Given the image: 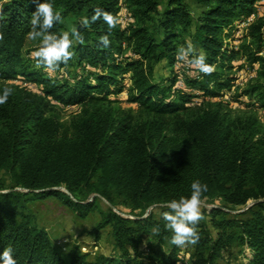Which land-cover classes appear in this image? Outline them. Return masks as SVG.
Masks as SVG:
<instances>
[{
    "label": "trees",
    "instance_id": "obj_1",
    "mask_svg": "<svg viewBox=\"0 0 264 264\" xmlns=\"http://www.w3.org/2000/svg\"><path fill=\"white\" fill-rule=\"evenodd\" d=\"M38 2L7 0L0 8V81L36 87L10 86L13 94L0 104V172L8 178L7 185L0 181V253L11 246L17 264H177L186 250L185 264H234L223 254L236 247L249 253L236 264H264V132L253 116L230 120L222 108L244 97L264 107V16L245 28L238 47L230 42L235 22L257 12L262 0H194L197 14L185 0H164L161 10V0H55L63 22L53 31H63L68 19L78 25L96 7L116 21L111 30L103 20L81 28L83 44L54 68L71 74L59 78L23 53ZM122 8L131 18L123 27ZM105 34L107 48L99 46ZM187 39L207 52L210 75L176 59ZM241 57L258 67L261 81L217 100L232 89ZM165 58L168 74L155 80L154 67ZM122 93L139 118L114 105ZM211 100L215 107L206 105ZM53 102L89 108L64 121ZM195 179L208 185L199 241L174 246L160 213L168 200L189 196ZM97 197L109 206L87 234L96 241L108 229L111 253L84 252L73 242L64 259L28 205L54 198L85 218ZM118 203L131 217L112 209Z\"/></svg>",
    "mask_w": 264,
    "mask_h": 264
},
{
    "label": "rangeland",
    "instance_id": "obj_2",
    "mask_svg": "<svg viewBox=\"0 0 264 264\" xmlns=\"http://www.w3.org/2000/svg\"><path fill=\"white\" fill-rule=\"evenodd\" d=\"M190 12L192 14H197L199 11V6L194 2V0H185ZM263 4L259 5V14L260 16H264V0H262ZM164 5V0H161L158 9L161 10ZM125 10V8H123ZM127 11V10H126ZM129 11V10H128ZM133 22H136V18L133 19ZM70 19L65 20L64 26L65 29L71 27ZM238 28V27H237ZM245 29H235V39H232L231 46L238 47L239 44L244 42V39L241 36L244 34ZM39 41H33L30 38L27 39L25 47L23 49V53L25 57H29L33 55L34 50L38 47ZM264 56V53L262 54ZM239 61L243 64L242 69L236 70L234 73L237 75V79L233 83L232 89L222 98H218L217 100H221L222 102H227L229 98V94H233L235 91H240L249 83V81H261V75L257 73L258 67L255 65L254 67H250L246 64L244 57H241ZM163 68L168 72V68L164 65ZM68 70L69 74H71V69L65 68ZM65 70H59L54 68H46L44 70L45 74L50 77H62L65 75ZM188 71V70H187ZM155 80L163 78L165 76H159L155 72ZM28 82L19 81V80H10V81H0V87L4 86H24ZM119 101L114 104L118 108H120L121 112H131L136 118H139L140 112L137 105L129 103L126 101V95L124 93L119 94L116 97ZM223 104V103H222ZM210 107H215L216 103L214 100H211L209 103H206ZM54 109L60 114L62 120H70L72 118H78L82 115L83 111L89 107L84 106H62L55 102H53ZM222 108L225 112H227V117L230 120H242L243 122L249 117L253 116L256 119V122L259 128L264 132V107H258L256 103L253 101H249L248 98H241L239 102H231L230 104H223ZM0 181L4 182L6 185L8 184V178L5 176L3 172H0ZM219 204L218 202H216ZM29 209L34 214L36 224L43 228L51 241L56 245L62 248V256L66 259V250L70 244L73 242L78 243L84 252L101 253V254H110L112 250L111 238L108 234V229H104L100 233V237L98 240H94L92 236L87 234V231L95 226V224L100 219V214L106 210L109 204L97 197L96 207L95 209L87 215L85 218H79L71 209L62 205L57 199L49 198L42 201H35L30 203ZM202 207H209V204L201 202ZM112 209L118 214L126 217H131L129 213V208L122 204H117L112 207ZM150 210L158 214V209L156 207H150ZM63 240H66L63 242ZM64 248V249H63ZM183 250L180 252V262L177 264H185L187 259L189 258V253ZM243 255H249L247 250H243L240 253L239 249L236 247L230 248L226 252H224L223 256L225 261L229 263H238L240 260H243L241 257ZM185 261V262H184ZM190 264V263H189Z\"/></svg>",
    "mask_w": 264,
    "mask_h": 264
},
{
    "label": "clouds",
    "instance_id": "obj_3",
    "mask_svg": "<svg viewBox=\"0 0 264 264\" xmlns=\"http://www.w3.org/2000/svg\"><path fill=\"white\" fill-rule=\"evenodd\" d=\"M7 0H0V8ZM55 0H39L35 10L29 19L30 31L28 36L33 41H39L38 47L34 50L33 56L37 66L46 68H55L60 64H67L73 57L75 45L83 44L84 37L81 34V28H87L97 21L103 22L111 30L116 27L114 17L100 7L93 9L92 15L82 16L78 25L73 24L70 28L63 31H53L54 25L63 22L61 10L54 7ZM3 18L0 17V20ZM5 37L3 24H0V41ZM111 41L109 35L100 37L99 46L107 48ZM176 59L189 66L194 67L198 72L210 75L215 69L214 65L208 63V54L203 48H197L196 45L187 39L178 46L176 50ZM167 64V59H162L154 67V72L159 76H167V71L163 68ZM13 88L4 86L0 88V104L8 101L13 94ZM191 192L189 196H180L178 199L168 200L160 215L164 221V228L171 232L170 244L174 246L195 245L199 241L197 225L203 218L201 211L202 194L208 191L206 182L195 179L190 185ZM159 227L153 229L154 234H159ZM0 264H17L13 248L8 246L0 253Z\"/></svg>",
    "mask_w": 264,
    "mask_h": 264
},
{
    "label": "built area",
    "instance_id": "obj_4",
    "mask_svg": "<svg viewBox=\"0 0 264 264\" xmlns=\"http://www.w3.org/2000/svg\"><path fill=\"white\" fill-rule=\"evenodd\" d=\"M259 11L260 10H258L257 12H255V13H252V14H250L247 18H245L244 20H242V21H236L235 22V25L239 28V29H241V28H246L248 25H250L251 23H253L254 21H255V19H256V17L258 16V15H260L259 14ZM131 20V18L129 17V15H128V12L126 11V10H124L123 8H122V10H121V12H120V14H119V16H118V23H119V25L121 26V27H123L124 25H125V23H127V22H129ZM184 65V64H183ZM176 67H177V63H176ZM183 81L181 80V79H179L178 81H177V83H176V86L177 87H183ZM26 86L29 88V89H31V90H33V91H36V87L35 86H33L32 84H30V83H26ZM66 240H63V242H65ZM64 249V248H63ZM82 249V248H81ZM180 262V261H179ZM178 263V262H177Z\"/></svg>",
    "mask_w": 264,
    "mask_h": 264
}]
</instances>
